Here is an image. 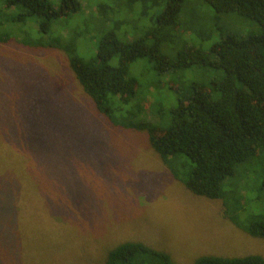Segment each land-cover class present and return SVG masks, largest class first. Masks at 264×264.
<instances>
[{
  "label": "rangeland",
  "instance_id": "rangeland-1",
  "mask_svg": "<svg viewBox=\"0 0 264 264\" xmlns=\"http://www.w3.org/2000/svg\"><path fill=\"white\" fill-rule=\"evenodd\" d=\"M133 6L134 17L126 3L115 16L122 41L145 32L163 7L145 1ZM62 20V33L71 25L84 33L74 39L78 55L93 59L100 31L93 16L83 10ZM178 22L175 31L182 38L162 45L171 56L183 41L207 51L227 33L259 31L253 21L216 13L200 0L185 1ZM66 58L61 50L19 40L0 43V226L12 233L17 224V233L5 237L7 244L0 236V264H19L25 254L32 264H104L108 250L127 240L167 253L176 264H193L206 254L264 257V238L240 226L251 213L264 217V158L238 166L226 187L238 205L229 207L231 219L225 217L222 201L192 194L143 133L108 123L82 93ZM180 71L182 83L170 87L154 76L146 58L130 63L137 117L154 119L149 111L157 95L154 82L162 86L155 106L166 114L191 82L208 83L213 77L195 65ZM128 114L120 111L115 117L123 124ZM237 186L244 189L243 197ZM7 206L11 216L2 218Z\"/></svg>",
  "mask_w": 264,
  "mask_h": 264
},
{
  "label": "trees",
  "instance_id": "trees-1",
  "mask_svg": "<svg viewBox=\"0 0 264 264\" xmlns=\"http://www.w3.org/2000/svg\"><path fill=\"white\" fill-rule=\"evenodd\" d=\"M144 1L151 7L161 4L162 10L145 32L136 36L133 33V39L122 41L116 34V14L124 3L133 11L134 4ZM185 1L188 0H0V43L19 40L63 51L82 93L93 101L95 110L108 123L143 133L148 146L175 178L194 195L220 199L226 207L223 215L231 219L238 199L226 187L232 185L239 165L264 158V0H200L216 13H234L253 21L259 31L241 36L227 33L207 51L183 41L171 56L162 45L182 38L183 34L175 30L180 27L178 17ZM83 10L93 16L94 28H100L95 56L90 60L78 55L74 45L84 33L73 30L74 25L62 33L66 22L62 18L78 16ZM128 14L134 17L136 11ZM143 14L139 12V16ZM195 34H190L193 40L197 39ZM140 58L150 61L154 76L170 87L182 83L183 74H177L180 70L194 65L209 69L213 77L208 83L191 82L189 91L178 96L166 114L155 106L162 86L153 81L156 89L152 92L157 95L149 111L154 119L137 117L139 109L133 102L135 80L128 72L130 63ZM120 111L135 116L129 113L122 124L115 117ZM238 186L237 195L243 197L244 189ZM261 189L264 191V174ZM10 210L7 206L2 218L11 216ZM248 218L247 224L240 223L241 228L252 237L264 238V217L251 213ZM14 232L17 233L16 223L12 226ZM12 233L0 226L4 240ZM25 255L19 264H32ZM104 264L176 263L167 253L127 240L108 250ZM193 264H264V257L206 254Z\"/></svg>",
  "mask_w": 264,
  "mask_h": 264
}]
</instances>
